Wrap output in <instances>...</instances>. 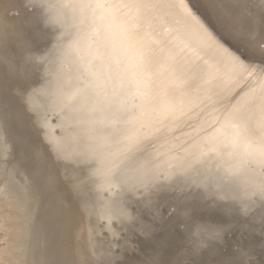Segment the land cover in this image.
Listing matches in <instances>:
<instances>
[{"label":"bare ground","instance_id":"1","mask_svg":"<svg viewBox=\"0 0 264 264\" xmlns=\"http://www.w3.org/2000/svg\"><path fill=\"white\" fill-rule=\"evenodd\" d=\"M255 2L258 3V6L254 4L255 8L259 7L258 12H264V0ZM40 3L41 0H17L12 8L0 3V81L5 82L8 103L13 104L18 113L17 105L23 102L26 111L31 114L30 120L42 127L41 135L45 142H52L53 159L58 164L56 168L77 196L84 223L80 231L74 228L71 238V218L65 209L68 200L66 202L59 195H50L49 202L57 201L55 208L62 209L61 216L68 224L61 221L63 226L60 229L57 221L56 225L47 224V216L42 218L45 224L39 226L38 231L40 238H48L45 242L49 247H45L43 239L36 235L41 242L36 240L34 245L38 252L34 251L33 254L37 253V257L32 255L30 236L35 212L30 200L36 199V192L33 191L35 186L28 185L25 189L23 181L19 182L11 168H7L10 146L4 139L0 125V225L5 232L0 264H48V260L53 264H121L115 261L120 250L124 245L133 247L139 240L137 234L144 238V235L149 236L152 232L155 238H148L150 240H146V244L154 242L159 248V236L163 235L160 231L173 225L186 228V244L190 243L192 254L196 253L202 258L223 245L226 232L239 219L244 230L243 236L247 238L257 234L260 236L258 247L264 250V197L253 195L251 178L240 166L239 159L225 154L227 163L219 159L209 160L204 148L206 137L211 132L206 122L207 104L218 108L227 107L258 80L264 79L260 73L264 64L259 65L264 57L259 60L251 53H258V48H254L252 42L244 48L238 37V30L246 28H252L255 35L254 29L259 27L255 24L258 19H245L246 16L242 15L238 23L234 15L238 5L235 6L236 3L232 4L230 0H177L178 4L183 3L185 6L182 11H186L203 26L204 35L210 38V42L205 41L189 22L172 14L145 11L134 21L141 35L148 34L159 41L154 47L162 48L165 55L170 53L174 57L178 70L190 71L192 75L187 96L189 105L183 116L170 121L162 131H157L158 125L152 127L148 123L155 114L141 107V92L128 88L127 80L131 77L125 75L122 58L115 56L110 65L94 59L92 45L93 37L100 32L98 22L108 24L103 14L90 9L92 14L87 22L84 18L73 20L70 15L66 17L62 11L54 10L52 15L56 19H53L38 7ZM245 5L248 10L249 6L247 3ZM249 10L250 17H255L256 11L255 14L252 11L254 6ZM231 14L235 19L230 17ZM89 27L91 29L88 32L94 35L92 39L82 36ZM31 38V43L25 41ZM225 50L252 62L246 65L249 71L243 73L242 80L245 82L239 86H235L230 79L232 68L228 65ZM80 53L83 55L79 57ZM93 63L96 64L95 74L100 77L93 78V94L98 84L102 89L101 96L104 93L109 97L114 96L115 107L125 114L119 120L108 119L117 127L102 123L93 111L99 114L103 111L95 104L84 109L82 98L68 103V77L72 76L75 84L80 72L88 75L92 71ZM206 63L220 67L223 84L210 102H206L204 93L198 94L196 88L200 71L206 68ZM241 85L243 87L235 93ZM202 102L204 107H201ZM62 110L65 112L64 117L52 125L51 118ZM20 127L34 144L32 149L41 161L38 162L41 168H44L46 163L42 156L45 157V151L31 133L30 126ZM56 128L59 131L56 132ZM125 128L134 136L119 142L117 136ZM101 133L110 135L103 140L99 137ZM154 134H158L159 138L148 143L152 144L155 152L150 154L151 145L145 147L144 144L143 150L137 147L132 150ZM164 143L170 146L163 148L161 145ZM139 151L144 156V166L138 173L132 164ZM38 173L46 178L42 172ZM76 182H79L78 187ZM28 188L35 192L32 198V191ZM105 190H109L106 196L103 195ZM28 197L31 199L28 200ZM88 214L93 215L92 227L85 225ZM50 217L48 215V220ZM102 222L103 225H100ZM98 236H103L101 242L97 241ZM236 238L243 237H228L229 242ZM117 247L119 252L115 251ZM251 247L253 249L254 246L242 249L237 257L245 259L251 254ZM254 250L258 249L255 247ZM260 254L264 258V252Z\"/></svg>","mask_w":264,"mask_h":264},{"label":"snow or ice","instance_id":"2","mask_svg":"<svg viewBox=\"0 0 264 264\" xmlns=\"http://www.w3.org/2000/svg\"><path fill=\"white\" fill-rule=\"evenodd\" d=\"M38 7L53 19H56L52 15L54 10L62 11L66 17L70 15L73 20L86 19L89 9L101 12L108 24L98 22L100 32L93 37L92 45L94 59L110 65L115 56L122 58L125 75L131 77L127 80L128 88L141 92V107L155 114L148 123L152 127L158 125L157 131H162L170 121L183 116L189 105L190 71L178 70L174 57L170 53L165 55L162 48L154 47L159 41L148 34L141 35L134 23L145 11L172 14L189 22L205 41L210 42V38L204 35L203 26L182 11L185 8L183 3L178 4L177 0H41ZM86 35L82 33L83 37ZM224 54L232 68L230 79L235 86H239L245 82L242 80L243 73L249 71L246 65L252 62L227 50ZM261 63L264 64V61ZM95 68L93 63L88 75L80 72L75 84L73 77H68V103L82 98V108L95 104L108 119L119 120L125 114L115 107V97L106 93L101 96L102 89L98 84L93 94V78L100 79L95 74ZM260 73L264 76V67H261ZM221 87L220 67L206 63L196 83L197 93H204L205 101L210 102ZM201 107H204L203 102ZM205 111L206 122L211 128L204 144L208 159L227 163L225 154L239 159L240 166L251 178L253 195L264 197V79L243 92L235 103L223 108L209 103Z\"/></svg>","mask_w":264,"mask_h":264},{"label":"water","instance_id":"3","mask_svg":"<svg viewBox=\"0 0 264 264\" xmlns=\"http://www.w3.org/2000/svg\"><path fill=\"white\" fill-rule=\"evenodd\" d=\"M0 3H4L6 8H12L17 3V0H0ZM9 12L11 10L9 9ZM90 9L87 12L86 19L87 22L89 21V16H91ZM90 27L88 28L86 32L87 39H90L93 35V33L88 32L90 31ZM240 34V31H238V35ZM240 37V36H238ZM241 43L244 46V48L247 45H251L252 43L244 40L242 37ZM32 39L25 40L27 43H31ZM92 39V38H91ZM256 42H253V44ZM256 46V45H254ZM253 46V47H254ZM258 53H255V51H251L252 54H255L256 57L261 58L264 57V48L259 45ZM83 53L79 54V57L82 56ZM262 60V59H261ZM256 64V63H255ZM262 63H259V65ZM5 82L0 81V119H2L6 124V128L10 132V138L8 143L6 140V143L10 146V155H14L15 159L22 164V167L24 168V171L26 172V178L28 180H31L33 185L35 186L36 192L39 194V201L31 200V203L34 205V212L35 210L39 208V226H42L44 221L42 222V218L45 219L47 216V221L45 222L47 224L52 223L53 225H57L60 227L63 226L62 222H65V224H68V222L63 221L64 217L61 216L62 209L58 210L56 209L57 201H54L53 203L49 202L50 195H59L60 198L64 199V201L68 200V203H66L67 208H65L68 211V216L71 218L69 224L71 225V238H73V232L74 228L76 227L79 231L83 227V217L81 215L80 208L78 206L77 202V196L69 189V186H67L65 179L63 178L62 174L60 173V170L56 168L58 164L54 161L53 155H52V142L49 140V142H45L44 138L41 135L42 127L37 125L35 122H32L30 120V112L26 111V107H24L23 102H19L17 107L19 108L18 113L16 112L15 108L13 107V104L10 105L6 98V92L4 89ZM243 87L241 85L239 89ZM234 93V94H235ZM14 94V93H13ZM17 95H15L16 97ZM14 97V96H13ZM18 97V96H17ZM11 99V97H10ZM12 101V100H11ZM20 112V113H19ZM65 112L59 111L57 114H54V116L51 118L50 122L53 125L56 123V120H61L62 117H64ZM1 123V121H0ZM1 123L0 125L2 126ZM30 126L31 133H33V136L37 139V142H39V145L41 146L42 150L45 151V157L42 156V158L45 160L44 162L46 165L44 168H41V164L38 162H41L36 158V154L33 151L32 148H34V144H31V141H29V137L24 134L23 129L20 126ZM3 129V127H2ZM55 131H59L57 128ZM48 135L50 136V131H48ZM4 139L7 138L4 131ZM31 152V154H30ZM34 152V153H33ZM36 155V156H35ZM33 156V157H32ZM34 169V171H33ZM39 172H42L46 175V178L44 179L41 175H39ZM49 174V176H48ZM65 188V190L62 188V186ZM44 186L48 187V189ZM67 188V189H66ZM59 192H57V191ZM111 190V189H109ZM109 190H105L103 195L106 196ZM67 202V201H66ZM38 211V210H37ZM38 213V212H37ZM66 213V211H65ZM48 215H50V220H48ZM68 216L66 214V219L68 220ZM81 220V221H80ZM62 221V222H61ZM81 222V226H80ZM44 223V224H45ZM104 222L100 223V225H103ZM37 227V232L39 233L38 229L40 227ZM85 227V226H84ZM73 228V229H72ZM63 230V229H62ZM61 230V233H62ZM83 233V231H82ZM105 234V232L103 233ZM153 233L148 235H144L147 238L141 237L139 234L137 238L139 240L136 244L133 245V247L125 246L122 247L123 249L120 250L119 257L116 258V263L121 264H264V258L261 256L260 252H264L262 248L259 249V245L257 244V240L260 236H257V234H253L248 236L247 238L243 236L244 230L240 226V219L238 223H235L233 226H230L229 230L226 232L224 239L225 242L223 245H221L220 248L214 249L212 254L209 256H202L199 257L196 253L192 254L189 248V244H186L187 234H186V228H181L178 225H173L172 228H167L166 230L160 231V234H163L162 236H159L158 244L159 248L157 247V243H150L149 245L146 244V240H150L151 238H155V235H152ZM237 235H240L243 238H236L233 242H229L228 237H237ZM136 236V235H135ZM135 236L133 238H135ZM150 238V239H148ZM252 238H255V240H252ZM223 239V240H224ZM241 239V240H239ZM119 240V239H118ZM222 240V242H223ZM252 240V241H251ZM221 242V243H222ZM218 243V244H221ZM217 244V245H218ZM252 245L254 246L249 249L250 253L245 259H242L240 257H237V254L242 249H248V247ZM257 248L258 250H254V248ZM115 251L119 252V247L115 248ZM202 259V260H201ZM205 261H204V260Z\"/></svg>","mask_w":264,"mask_h":264},{"label":"rangeland","instance_id":"4","mask_svg":"<svg viewBox=\"0 0 264 264\" xmlns=\"http://www.w3.org/2000/svg\"><path fill=\"white\" fill-rule=\"evenodd\" d=\"M256 0H245V1H243L242 2V0H234V1H231L230 0V2L232 3V4H234V3H236L235 4V6H237L236 8H235V17L237 18V22L239 23L240 22V20H241V16L242 15H244V17H245V19H249V18H253L254 19V21L255 20H257L258 19V21L260 20V18L262 19L260 22H258V21H256V23L255 24H257L256 25V27H258L260 30H257V29H254L255 30V35H257L256 37H255V39L258 41V43H260V44H258V43H254V45H256L257 47H259L258 45H261V47H263L264 48V28L262 27V26H264V18H263V14H264V12H261V13H259L258 11V8L259 7H257V8H255L256 6L255 5H257L258 6V3L257 2H255ZM234 2V3H233ZM240 2V3H239ZM241 2H242V4H241ZM244 2H246L247 3V6H249V7H247V9L249 10H252V6H254V10H252V11H254V14H255V11H256V14H255V17L254 16H252V17H250L251 16V12H248V10H246L245 9V4H243ZM250 2H252V3H250ZM255 3H257V4H255ZM250 4V5H249ZM255 4V5H254ZM240 5V6H239ZM244 5V6H243ZM242 6V7H241ZM240 7H241V9H240ZM243 7H244V9H243ZM239 10V12H237ZM241 10H242V12H241ZM249 10V11H250ZM243 11H244V13H243ZM258 12V13H257ZM232 13V12H231ZM246 13V14H245ZM237 14V15H236ZM261 15V17L259 16V15ZM234 15L233 14H231L230 15V17L231 16H233V18H234ZM248 16V17H247ZM258 16V17H257ZM257 17V18H256ZM235 19V18H234ZM252 20V19H251ZM235 21V20H234ZM263 21V22H262ZM259 23V24H258ZM250 29V30H249ZM246 28V29H240V30H238V31H240V34H239V36L240 37H243V39L245 40L246 39V41H248V42H255L256 40L253 38V36H255L253 33V30H252V28ZM262 29V30H261ZM257 30V31H256ZM246 32V33H245ZM249 32V33H248ZM251 32V33H250ZM258 34H257V33ZM260 32V33H259ZM39 33V32H38ZM244 33V34H243ZM249 34V35H248ZM251 34H253L252 36H251ZM251 39H254V40H252L251 41ZM256 41V42H257ZM263 41V42H262ZM256 46H254V47H256ZM26 53H27V51H26ZM37 59V58H36ZM99 118H100V120L102 121V123H108V124H110V125H112V126H114V127H117L116 126V124L115 123H113L112 121H108V118L106 117V114L105 113H101V114H99L98 112H95V111H93ZM0 121H1V123H3V117H2V119H0ZM2 127H3V131H4V133H5V135L7 136V138H5V140L8 142V143H10L9 142V136L11 135V134H9L10 132L8 131V130H6L7 128H5L6 127V124L5 123H3L2 124ZM9 133H8V132ZM9 135V136H8ZM109 135L110 134H105V133H101V135L99 136L100 138H102L103 140H105V139H107L108 137H109ZM132 136H134V135H132V133L130 132V130L129 129H123V133L122 134H119L118 136H117V140L119 141V142H122V141H124L126 138H129V137H132ZM157 138H159V135L158 134H154V135H152V136H150V137H148V138H146L145 140H143L142 142H141V144H127V145H137V146H135V147H133V149L132 150H134V149H136V147L139 149V150H143L142 149V147H140L142 144H144V146L145 147H148L149 145H151V146H149V148L152 150L151 151V153L150 154H152L153 152H155V150L154 149H152V144L151 143H148V141L149 142H152L153 140H156ZM152 140V141H151ZM147 142V143H146ZM140 145V146H139ZM163 148H168L170 145L168 144V143H164V144H162L161 145ZM126 153H131V152H129V151H127ZM11 156V158L9 157V158H7V161H6V165L8 166L7 168H11V170L13 171V173L15 174V177H16V179L19 181V182H22V184L24 185V187H25V189L27 188V187H33L34 185H31V182H30V180L28 181V179H25L26 177H25V175L26 174H24V173H26L25 171H24V173L22 172V170H24L23 169V167H22V165H21V163L20 162H18L17 160H15V158L13 157L14 155H10ZM14 158V161H13V158ZM135 158H136V160L133 162V164H132V167H134L135 168V171L136 172H141V170H142V168H143V166H144V156L142 155V153L139 151L135 156H134ZM10 160H12V163H9V161ZM15 161H16V163L18 164H16L15 165ZM20 164V165H19ZM150 167V166H149ZM21 169V170H20ZM19 170V171H18ZM21 174H24V175H22L21 176ZM23 176H24V178H23ZM27 181V182H26ZM27 183V186H25L26 185V183ZM30 182V183H29ZM25 183V184H24ZM33 183V182H32ZM78 183L79 182H76V186L78 187ZM34 184V183H33ZM29 185V186H28ZM35 188V187H34ZM28 190H30V191H32L31 190V188H28ZM27 191V190H26ZM33 191H35L36 192V190H34L33 189ZM32 191V194H30V195H32L31 196V198L33 197V194L35 193V192H33ZM28 192L29 191H27V195H29L28 194ZM37 193V192H36ZM34 194V197H36V199L35 198H32L33 199V201H39V203H40V200H39V194ZM29 195V196H30ZM36 195V196H35ZM38 197V198H37ZM30 198V199H31ZM29 199V197H28V200H30ZM38 199V200H37ZM30 202H31V200H30ZM36 204H37V202H36ZM39 208H40V206H38V211L37 210H35V213H34V221L31 223V228L33 229L32 231H31V229H30V231H31V235L32 236H30V237H32L31 239H30V243H31V245H30V250L32 251V255L33 256H35V257H37L36 255H37V253H35V254H33V252L35 251V252H38V250L36 251V247H35V245H34V243H36V240H37V242H41L40 240L38 241V237L40 238V235H39V233L37 232V227L39 226V222H38V214H39ZM38 212V213H37ZM36 214V215H35ZM40 215V214H39ZM93 215L92 214H88V216L85 218V225L87 226V227H92L93 226V224L94 223H92V222H94L93 221ZM32 219V220H33ZM35 221H37V222H35ZM1 222V221H0ZM38 225H37V224ZM1 224V223H0ZM37 225V226H36ZM34 226V227H33ZM36 230V231H35ZM36 233H35V232ZM99 233V232H98ZM97 233V234H98ZM34 234V235H33ZM36 235L38 236V237H36ZM47 235V234H46ZM4 237H5V232H4V230L3 229H1V225H0V249H2L4 246H5V242H4ZM34 237H36L35 239H34ZM41 238L43 239V241H44V246L46 247V245H47V248L49 247L48 245L49 244H46V242H45V239L47 240L48 238H43L42 236H41ZM40 238V239H41ZM41 239V240H42ZM31 240H33V241H31ZM35 240V241H34ZM103 240V236H98L97 237V241L99 242H101ZM42 246H43V244H42ZM35 247V248H34ZM38 249V248H37ZM52 251V250H51ZM50 251V252H51ZM46 252V251H45ZM39 254V253H38ZM49 254V253H48ZM47 254V255H48ZM40 255V254H39ZM52 258H53V256H52ZM48 264H53L52 262H50V260H48ZM56 262H54V264H55ZM59 262H57V264H58Z\"/></svg>","mask_w":264,"mask_h":264}]
</instances>
